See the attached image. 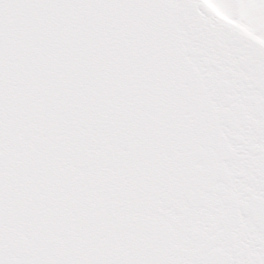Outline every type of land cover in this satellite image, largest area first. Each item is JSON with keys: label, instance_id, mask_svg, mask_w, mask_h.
I'll return each mask as SVG.
<instances>
[{"label": "snow or ice", "instance_id": "1", "mask_svg": "<svg viewBox=\"0 0 264 264\" xmlns=\"http://www.w3.org/2000/svg\"><path fill=\"white\" fill-rule=\"evenodd\" d=\"M0 264H264V0H0Z\"/></svg>", "mask_w": 264, "mask_h": 264}]
</instances>
